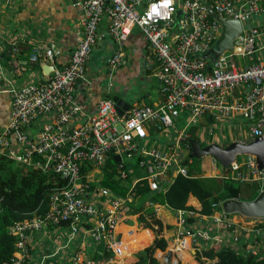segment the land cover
Listing matches in <instances>:
<instances>
[{"label":"built area","instance_id":"built-area-1","mask_svg":"<svg viewBox=\"0 0 264 264\" xmlns=\"http://www.w3.org/2000/svg\"><path fill=\"white\" fill-rule=\"evenodd\" d=\"M76 5L84 14L83 37L69 62L57 65L60 49L55 44L35 48L28 64L36 66L44 58L53 67L50 77L9 91L11 112L8 125L0 133V154L19 164L53 172L66 184L50 194L43 215L16 222L11 229L16 251L3 264H125L132 253L128 254L119 228L132 194L117 196L95 186L104 177L102 169L107 160L119 157L115 172L125 179L126 167L136 159L151 191L178 174L187 176L184 165L192 162L178 144L169 151L160 147L146 151L139 146L138 142L147 138L149 127L161 133L182 113H189L191 122L205 114L225 120L237 116L248 123L247 142L264 138V61L255 62L256 43L264 29L247 24L258 14L264 16V0H241L239 5L234 0H171L167 7L163 6L164 0H76ZM179 8L183 16L179 30L174 31ZM209 10L242 25L234 41L238 51L225 50L213 63L203 54L219 39L221 25ZM104 22L108 36L117 45L107 59L112 72L127 63L120 46L132 29L143 34L158 65L160 103L135 104L120 116L116 102L103 98L95 114L74 124L80 107L74 105L73 93L84 76L99 39V26ZM50 115L52 119L31 138L26 129ZM11 136H15L17 150L12 149ZM84 166L91 169L82 175ZM221 178L259 182L264 187V170H258L255 157L250 155L223 168ZM147 204L154 214L164 208L152 200ZM212 207L220 211L208 218L217 230L226 229L234 243L242 231H251L249 227L257 220L227 215L221 202ZM175 213L176 233L170 249L178 259L183 251L196 252L199 241L224 243L222 238L210 236L208 230L189 226L186 211ZM234 217L240 219L239 224L234 223ZM253 232L259 235L260 229L254 227ZM132 234L127 232L128 236ZM38 237L45 242L35 241ZM249 254L255 256L256 251Z\"/></svg>","mask_w":264,"mask_h":264},{"label":"crops","instance_id":"crops-1","mask_svg":"<svg viewBox=\"0 0 264 264\" xmlns=\"http://www.w3.org/2000/svg\"><path fill=\"white\" fill-rule=\"evenodd\" d=\"M234 1L238 5L241 3V0ZM83 19V10L76 5V0H0V133L9 122L11 112L9 91L19 89L30 82H37L50 77V74L45 75L41 68L42 63L50 65L44 58H40L36 66H31L28 64L29 59L25 60V58L18 57V55L30 56L35 48L40 49L55 44L60 49L57 65L65 66L83 37ZM249 25L264 29V16L254 17L249 22ZM98 35V42L90 54L84 76L77 83L73 93V103L75 106L80 107L78 115L75 116L74 124H81L95 114L98 103L103 98H110L115 102H125L123 107L126 110L135 104L158 105L160 103L159 86L156 80L158 65L152 58L149 44L140 30L133 28L130 36L120 46L127 63L117 68L114 72L108 67L107 59L117 50V45L108 36L105 22L99 26ZM9 47L12 48V52L8 51ZM262 61H264V34L256 43L255 56V62ZM23 67L35 68V71L34 73H30V70L24 72L20 70ZM183 114L174 120L172 126L165 128L161 133H157L152 127H149L147 138L139 141L138 145L145 147L146 151L152 147H160L169 151L170 148L173 149L178 144V149L182 150L183 146L181 143L183 141L196 139L201 146H205L195 134L196 130L188 129V126L196 124L198 119L199 121L203 120L205 123H211L213 127L204 130L201 135L204 139H207L208 145L215 144L213 141H217L216 136H219L215 131V127L220 128L222 124L230 126L231 120L240 119L237 116L230 120L216 119L211 114H205L192 123L189 114L186 113L187 117L186 114ZM51 119L52 115L41 117L26 131L31 138H34L42 125ZM243 122L248 130V123L246 121ZM182 123L187 125L182 127ZM247 130L244 131L243 138L235 142L248 143ZM10 142L12 149L17 150L15 136L10 137ZM229 144L230 142L222 139V145L220 146L224 148ZM243 157L245 156L237 157L236 159ZM208 159L210 160L208 163L202 162L200 164L199 174L202 177L221 178L223 168L217 171V163L211 157ZM135 160L130 162L127 168L133 167V164L136 163ZM182 165L184 164L182 163ZM139 172V177H144L143 171L140 170ZM169 181H172V179H167L165 182L169 183ZM147 203L146 210L153 212ZM188 205L196 210L200 209V204L193 197L189 198ZM128 212L129 209L126 208L120 224V230L122 231L124 228L127 230L131 229V231L134 230L137 235L136 240L144 239L143 244H145L133 251V254L150 245L154 239V234L149 229H137V215H130ZM186 212L188 213H186V216H198L190 211ZM154 215L160 218L164 224L172 227L171 230L167 231L165 229L164 231V237L168 239L167 250H171L172 241L176 233V225L174 223H176L178 213L162 208L159 213ZM198 219L199 221L191 227H201L208 230L210 236H214L215 240L218 237L222 238L225 244L243 252V254L248 255L249 252L255 250L257 255H264V219L255 220L249 227L251 231H242L236 243L230 241L231 235L228 234L226 229L220 228V230H217L211 219L201 216ZM234 223L239 224L240 219L234 217ZM130 224L132 226H129ZM258 225L259 227H257ZM254 227L260 229L259 235L253 232ZM148 235L151 238L148 242H145ZM40 240V237L35 239V241ZM215 244L216 242L213 241L208 243L199 241L196 244V248L200 250L208 249V247L215 248ZM166 251L158 250L155 252V257L161 264H163L162 259ZM194 255L193 251H183L179 254V259L173 255L170 264H199L195 260Z\"/></svg>","mask_w":264,"mask_h":264},{"label":"trees","instance_id":"trees-1","mask_svg":"<svg viewBox=\"0 0 264 264\" xmlns=\"http://www.w3.org/2000/svg\"><path fill=\"white\" fill-rule=\"evenodd\" d=\"M176 13L182 18L183 11L180 8L176 10ZM258 16L262 15L258 14L255 17ZM180 22L177 15L174 16V26H176L174 31L179 30ZM249 22L251 20L247 21L248 25ZM21 55L18 57L25 58V60L30 57ZM185 144L187 143L183 141L181 145ZM193 161L195 159H192L190 165H193ZM115 165L117 162L110 157L102 169L105 176L101 181V186L117 196L132 194V202L127 204L128 213L137 215L140 229H149L154 234L152 243L136 254L133 253L134 258L131 257L133 254L130 255L125 260V264H161L155 257V252L167 250L168 239L164 237V231L165 229L171 230L172 227L164 224L153 212L146 210V203L149 200L169 211H190L198 215L197 217H186L187 223L192 226L199 221L200 216L208 218L215 211H220L212 205L221 202L224 196L230 194L241 201H252L264 189L259 182L238 183L226 178L202 177L199 174V166L190 169L187 164L184 165L187 169V176L178 174L171 182H164L157 190L151 191L146 178L139 177L141 169L138 165L133 164V167H126L125 179H121L115 172ZM90 169L91 167L84 166L82 175ZM65 184L66 181L53 172H43L40 169L19 164L8 155L0 154V264L9 261L16 251L15 238L11 234V229L16 222L35 214L43 215L48 209L50 194ZM190 197L198 201L199 210L188 205ZM126 230L124 228L120 232L123 234V240L130 254L145 244H143L144 239L136 240L137 235L134 230L131 236L127 235L131 229ZM150 238L148 235L145 242H148ZM215 245V248L196 249L195 260L199 264H264V255H246L225 243ZM105 257L110 258V254L105 253Z\"/></svg>","mask_w":264,"mask_h":264},{"label":"water","instance_id":"water-1","mask_svg":"<svg viewBox=\"0 0 264 264\" xmlns=\"http://www.w3.org/2000/svg\"><path fill=\"white\" fill-rule=\"evenodd\" d=\"M209 13L221 25L219 39L203 54L204 59L213 63L225 50L238 51V49L234 48V41L241 33L242 25L238 20L220 18L213 14L211 10H209ZM8 51L12 52V48L9 47ZM41 68L45 75H49L53 70V67L46 63H42ZM124 103L123 101L116 102L120 116L126 110L123 107ZM186 142L189 148L185 150L184 154L191 159H202L205 156H210L221 168H228L238 156L250 155L255 157L258 170H264V138H256L246 144L233 142L224 148L218 144L202 147L196 139H189ZM113 160L119 162V157H113ZM221 209L227 215L239 214L246 218L264 219V189L252 201H241L228 194L221 200ZM172 256V250H167L162 259L163 264H170Z\"/></svg>","mask_w":264,"mask_h":264},{"label":"rangeland","instance_id":"rangeland-1","mask_svg":"<svg viewBox=\"0 0 264 264\" xmlns=\"http://www.w3.org/2000/svg\"><path fill=\"white\" fill-rule=\"evenodd\" d=\"M177 17L181 20V16L179 14H175V17ZM30 73H34L33 70L30 71ZM34 82V81H33ZM186 114V113H184ZM183 114V115H184ZM189 114V113H188ZM182 116V115H181ZM190 116V114H189ZM186 117H187V114H186ZM241 119V118H240ZM240 119H233L231 120V123H230V126L229 125H225V124H222L220 125V128H216L215 127V131L218 133V137L216 136L217 138V141H213V143L215 144H218V145H222V139L226 142H235L239 139H242L243 138V135H244V131L247 130V127L245 125V123L243 121H241ZM194 123V122H192ZM187 124L186 123H182V127L186 126ZM245 125V126H244ZM213 126H211V123H205L203 120L199 121V119L197 120V123L196 124H190L188 126V129L191 130V129H195L196 130V135L198 136V138L200 139V141L203 143V145H208L209 143L207 142V139H204L201 135V133L208 129V128H212ZM247 134H248V130H247ZM220 141V143H219ZM186 142V141H185ZM183 143V142H182ZM181 143V144H182ZM187 143V142H186ZM183 146V149H184V152L186 149L189 148L188 144H185V145H182ZM204 147V146H202ZM184 154V153H183ZM185 155V154H184ZM210 156H207L206 158H202V159H195V161H193V165H190L188 166V168H194V167H198L200 166V164L203 163H208L210 160L208 159ZM238 157H242V156H238ZM124 162L126 163V160H124ZM136 164V163H134ZM218 167H216L217 171H220L222 168L216 164ZM104 176H105V173L103 172ZM104 178V177H103ZM95 186L97 187H101V183H96ZM129 226H132L131 224ZM139 228V225L137 223V229ZM140 229V228H139ZM39 242H45V240H40ZM138 252V251H137ZM134 254H136V252H134ZM132 255L131 257L134 258L135 255ZM250 255V254H249Z\"/></svg>","mask_w":264,"mask_h":264},{"label":"clouds","instance_id":"clouds-1","mask_svg":"<svg viewBox=\"0 0 264 264\" xmlns=\"http://www.w3.org/2000/svg\"><path fill=\"white\" fill-rule=\"evenodd\" d=\"M171 2V0H164V7H167L168 6V4ZM239 215V214H238Z\"/></svg>","mask_w":264,"mask_h":264},{"label":"bare ground","instance_id":"bare-ground-1","mask_svg":"<svg viewBox=\"0 0 264 264\" xmlns=\"http://www.w3.org/2000/svg\"><path fill=\"white\" fill-rule=\"evenodd\" d=\"M120 231V230H119Z\"/></svg>","mask_w":264,"mask_h":264}]
</instances>
